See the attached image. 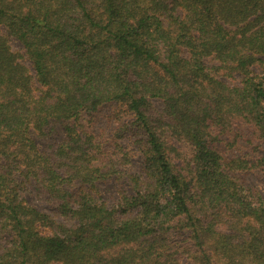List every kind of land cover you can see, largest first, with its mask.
Returning a JSON list of instances; mask_svg holds the SVG:
<instances>
[{
	"label": "trees",
	"instance_id": "1",
	"mask_svg": "<svg viewBox=\"0 0 264 264\" xmlns=\"http://www.w3.org/2000/svg\"><path fill=\"white\" fill-rule=\"evenodd\" d=\"M257 172L264 0H0V264H264Z\"/></svg>",
	"mask_w": 264,
	"mask_h": 264
},
{
	"label": "rangeland",
	"instance_id": "2",
	"mask_svg": "<svg viewBox=\"0 0 264 264\" xmlns=\"http://www.w3.org/2000/svg\"><path fill=\"white\" fill-rule=\"evenodd\" d=\"M11 46L13 48L14 51H16L17 53L23 55V46L21 45V43L16 40V39H12L11 40ZM26 64L31 67L29 60L25 59ZM116 109H118V106L116 104H112V105H107L105 106L103 109H101L99 112H97L94 117H91V119L89 118V116H86V118L88 120H91L93 123V127L94 130L99 132L101 131V129H105V130H110L111 129V121H110V117L113 114V111H115ZM54 139H56V136L53 135ZM48 141H54L53 139H49ZM134 163L136 165H140V158H138L137 156L134 157ZM247 180L249 182V184L255 186L260 193L262 194V196L264 197V172H257L254 174H250L247 177ZM103 190H104V194L106 195H110L112 193L116 192L115 186L112 182H110L109 184H104L103 185ZM38 206L43 208V203H39L37 202Z\"/></svg>",
	"mask_w": 264,
	"mask_h": 264
}]
</instances>
